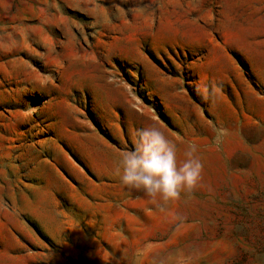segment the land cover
I'll return each instance as SVG.
<instances>
[{
	"label": "rangeland",
	"instance_id": "obj_1",
	"mask_svg": "<svg viewBox=\"0 0 264 264\" xmlns=\"http://www.w3.org/2000/svg\"><path fill=\"white\" fill-rule=\"evenodd\" d=\"M145 126L203 163L163 209ZM0 264H264V0H0Z\"/></svg>",
	"mask_w": 264,
	"mask_h": 264
},
{
	"label": "clouds",
	"instance_id": "obj_2",
	"mask_svg": "<svg viewBox=\"0 0 264 264\" xmlns=\"http://www.w3.org/2000/svg\"><path fill=\"white\" fill-rule=\"evenodd\" d=\"M134 135L133 147L122 154L117 168L122 187L141 190L162 209L196 187L203 163L195 143L185 146L180 159L177 144L159 128L145 126Z\"/></svg>",
	"mask_w": 264,
	"mask_h": 264
}]
</instances>
